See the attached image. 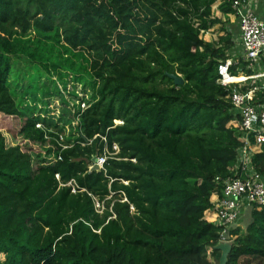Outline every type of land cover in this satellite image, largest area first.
Returning a JSON list of instances; mask_svg holds the SVG:
<instances>
[{
    "label": "trees",
    "instance_id": "1",
    "mask_svg": "<svg viewBox=\"0 0 264 264\" xmlns=\"http://www.w3.org/2000/svg\"><path fill=\"white\" fill-rule=\"evenodd\" d=\"M231 3L0 0V113L33 141L38 123L57 130L44 131L38 163L0 134V264H218L220 228L206 214L240 143L217 83L235 33L213 6L227 16ZM55 49L83 71L66 73ZM68 82L89 95L75 125L44 100ZM253 163L264 175V145ZM249 217L230 232L227 264H264V205Z\"/></svg>",
    "mask_w": 264,
    "mask_h": 264
},
{
    "label": "built area",
    "instance_id": "2",
    "mask_svg": "<svg viewBox=\"0 0 264 264\" xmlns=\"http://www.w3.org/2000/svg\"><path fill=\"white\" fill-rule=\"evenodd\" d=\"M259 3L264 8V0H232L231 15L238 25L236 46L217 65V83L228 90L240 143L230 174L215 178L221 193L206 217L220 228L218 242H232L230 232L243 211L264 205V175L253 163L264 145V15L258 12ZM103 162L104 158L96 159L100 168Z\"/></svg>",
    "mask_w": 264,
    "mask_h": 264
},
{
    "label": "rangeland",
    "instance_id": "3",
    "mask_svg": "<svg viewBox=\"0 0 264 264\" xmlns=\"http://www.w3.org/2000/svg\"><path fill=\"white\" fill-rule=\"evenodd\" d=\"M213 11L214 14L220 16L217 14L218 11L216 10V8H214ZM227 16L230 18L232 15L229 14ZM228 24H229V20L228 21L223 20L222 26H224L225 28L227 27L230 28ZM220 31H221L220 25L217 24L211 27L210 29H208V31L202 34L201 36L205 41L214 42L221 33ZM53 58H54L53 61L56 64H60V66H63L65 68L64 71L66 73L67 72L71 73V71L81 73L83 71L81 69V66H79L78 62L74 63L73 65L65 62V58H66L65 53L58 52V49H55ZM17 66L21 69V73L23 74L24 73L23 71L27 68L28 64L25 62H19ZM43 75H47V74H43ZM68 78H72V75L69 74ZM24 82H26V80ZM51 86L55 90V86L53 84H51ZM58 86L61 89V91H63L61 92V94L56 93V91H52L53 95L51 93L50 98L46 97L44 99L46 101V106H48V110H50L49 113L53 115L55 118H57L60 115H63L64 117L71 120V124L75 125L77 122V118L75 117V112L77 109L76 106L79 105L80 107H83L85 105V102L83 100L89 99V95H87V92H84L81 89L80 84L68 82L65 90L62 89L60 83H58ZM73 93H75L76 95L74 96ZM40 104L41 102L37 106L38 107L41 106L43 108V105ZM22 126H23V121H21L18 117L7 116L0 113V134L5 136L7 144L19 145L23 150L27 151L30 154L31 158H33L35 162H37L39 158H42L43 156H47L45 154L46 153L45 150L48 147L47 140L49 139V136H47L46 133H44V131L57 132V130H55L54 128L48 129L46 125H44L43 123H38L36 124V127L42 130L41 132H42L43 140L39 139L38 141H33L27 136V132H22ZM68 130H70V128L65 127L64 130L59 134L60 137L58 139V142H61L63 138H66V135L69 133ZM52 157L53 155L49 156L48 158L52 159ZM96 206H98V204H96ZM208 214L206 216L207 218H208ZM211 216L213 217V215ZM249 220L250 217L248 211H244L242 213V216L239 218L236 227L238 226L240 231L244 232L246 224L249 222ZM3 258H4L3 254H0V261H2Z\"/></svg>",
    "mask_w": 264,
    "mask_h": 264
},
{
    "label": "water",
    "instance_id": "4",
    "mask_svg": "<svg viewBox=\"0 0 264 264\" xmlns=\"http://www.w3.org/2000/svg\"><path fill=\"white\" fill-rule=\"evenodd\" d=\"M169 77L173 79L175 85H180L183 83L182 78L178 74H170ZM99 168L100 167L97 164H94L93 166H91L90 170H97ZM231 248V242H218L213 246L214 250L220 252L218 264H227L228 254Z\"/></svg>",
    "mask_w": 264,
    "mask_h": 264
},
{
    "label": "crops",
    "instance_id": "5",
    "mask_svg": "<svg viewBox=\"0 0 264 264\" xmlns=\"http://www.w3.org/2000/svg\"><path fill=\"white\" fill-rule=\"evenodd\" d=\"M214 8H216L215 6L213 7V10H214ZM217 10V9H216ZM218 11V10H217ZM258 12L263 16L264 15V8H263V6L259 3V6H258ZM213 14H214V11H213ZM217 14L218 15H220V16H217L216 14H214L215 16H217V17H220V18H222V20H226V21H228L229 20V30H231V31H233L235 34H234V36H232L233 37V39L235 40L236 38H237V33H238V25H237V22H236V20L234 19V17H228V16H224V15H222L221 13H220V11H218L217 12ZM228 28V27H227ZM216 199V197L215 196H213L212 197V201H214ZM251 209H246V210H244V211H248V213H249V211H250ZM243 211V212H244Z\"/></svg>",
    "mask_w": 264,
    "mask_h": 264
}]
</instances>
